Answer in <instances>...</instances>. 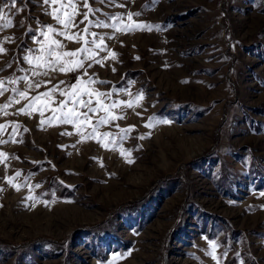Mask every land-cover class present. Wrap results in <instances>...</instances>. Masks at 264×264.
I'll return each instance as SVG.
<instances>
[{"label":"rangeland","instance_id":"1","mask_svg":"<svg viewBox=\"0 0 264 264\" xmlns=\"http://www.w3.org/2000/svg\"><path fill=\"white\" fill-rule=\"evenodd\" d=\"M71 4L0 0V264H264V0Z\"/></svg>","mask_w":264,"mask_h":264},{"label":"snow or ice","instance_id":"2","mask_svg":"<svg viewBox=\"0 0 264 264\" xmlns=\"http://www.w3.org/2000/svg\"><path fill=\"white\" fill-rule=\"evenodd\" d=\"M44 3L48 4L49 0H44ZM51 3L55 4V3H57V0H51ZM16 4H17V0H10V6L12 8H15ZM6 6H8V5H5V7ZM69 6L70 7H74V5L71 4V0H69ZM85 7H87V3H85ZM16 11H21V9H16ZM131 15L132 14H129V18H131ZM85 16H87V13H85ZM4 18H5L4 17V9H3V7H0V20H3ZM56 19H57V21L59 23L63 24L65 28H67L68 25L72 22L73 17H72V15H69L66 20H60V17L57 15ZM10 24H11V21H9L7 24H5L3 26L4 27H8V26H10ZM136 27H143V26L142 25H136ZM49 31L50 32L54 31V29L49 28ZM59 35L65 36V35H67V33L62 31V32L59 33ZM93 35H95V34H93ZM67 38L71 39L72 37L68 36ZM92 43L95 44V40H93ZM51 44L55 45V48H60V44L57 41H55V40L51 41ZM97 47H102V45H97ZM2 51H3V49H0V52H2ZM84 51H87V49H84ZM41 52H44L46 55L53 57V59L50 60V61H47L46 63L38 64L37 67L45 68V69H53V70H54L55 64L60 63L63 58H65V57L71 58V57H74L76 55V53H73V52L58 53V52L55 51V49H52V48L45 49L43 47L41 48ZM112 55L115 56V53H112ZM24 59L29 64L32 63V59L30 57L26 56V57H24ZM37 59L38 60H42L43 58L42 57H38ZM72 62L75 64L76 68H83L84 67V65L80 61H72ZM60 70L61 71H65L66 70V71L71 72V71H74L75 69L74 68L65 69L64 67H61ZM36 74L37 75H45V76H47V75H49V72L47 70H45L43 72H38ZM22 79L27 80V77H23ZM2 84H3V81H0V86H2ZM29 86L30 87L39 88L40 84H39V82H37L35 84H30ZM71 88L72 89H76L77 88V84L71 85ZM2 93H3V89H2V87H0V94H2ZM60 94L61 95H65L64 92H61ZM19 95L21 97H25L26 93L25 92H20ZM42 95L44 97H47V96H49V93L48 92H44ZM70 95L74 97V96H76V92L73 91ZM88 95H91V93H88ZM97 95L100 96V95H104V94L103 93H97ZM40 98H41L40 96H34L32 99H33V102H34L36 100H39ZM76 102L77 101H74V103H76ZM9 103H11V99L9 100ZM78 103H79L80 107L88 109L87 112L82 113V115L86 119L88 118V112H96L98 110L97 108H92L90 106L91 105V100L90 99L88 101L79 100ZM97 104L99 105V101H97ZM30 106L31 105H27L26 107H30ZM128 106L130 107L131 105H128ZM0 107L7 108L8 105H3V106H0ZM100 107H103V106L101 105ZM20 111L23 112V111H25V109L22 108ZM41 115H43V112H41ZM74 116H75V112L73 110H70L68 113L64 114V117H63V119L60 122L61 123H75V120L73 119ZM76 119H79V117H76ZM107 122H108L107 118H102L101 121H100V123H107ZM163 122L167 123V121H163ZM2 128H3V126H0V129H2ZM105 135H109V134L106 133ZM0 155H3V154L0 153ZM9 182H11V181H9ZM262 195H264V194H262ZM207 254L208 255H212V253H207ZM114 259H115V257H114ZM213 259H216V257L213 256ZM217 264H219V262H217Z\"/></svg>","mask_w":264,"mask_h":264},{"label":"trees","instance_id":"3","mask_svg":"<svg viewBox=\"0 0 264 264\" xmlns=\"http://www.w3.org/2000/svg\"><path fill=\"white\" fill-rule=\"evenodd\" d=\"M137 203V201H132V202H129V203H127V206H135V204ZM126 206V207H127ZM125 208V207H124Z\"/></svg>","mask_w":264,"mask_h":264}]
</instances>
